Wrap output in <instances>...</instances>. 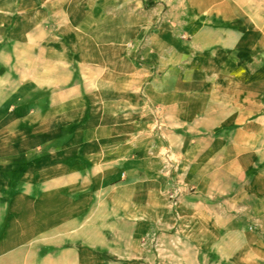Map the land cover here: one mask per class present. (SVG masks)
Returning <instances> with one entry per match:
<instances>
[{
    "label": "crops",
    "instance_id": "crops-1",
    "mask_svg": "<svg viewBox=\"0 0 264 264\" xmlns=\"http://www.w3.org/2000/svg\"><path fill=\"white\" fill-rule=\"evenodd\" d=\"M135 1L109 15L108 0H0V264H264V62L229 58L264 50V23L251 24L264 0ZM142 1L178 5L198 49L227 54L194 107L172 108L188 96L157 92L155 66L126 56L146 33ZM156 99L165 126L179 111L210 136L158 138ZM175 175L194 191L172 204Z\"/></svg>",
    "mask_w": 264,
    "mask_h": 264
},
{
    "label": "rangeland",
    "instance_id": "rangeland-1",
    "mask_svg": "<svg viewBox=\"0 0 264 264\" xmlns=\"http://www.w3.org/2000/svg\"><path fill=\"white\" fill-rule=\"evenodd\" d=\"M135 0H108L107 11L108 14L121 13V11H126L127 9H133L135 11ZM139 11V18L141 21V26H146V33L139 36V38L133 37L129 42L127 48L128 50L125 52L126 56L131 60V62L138 68L148 69L150 66H155L154 75L157 80L156 82V91L162 92L164 89L168 88V90L172 91L173 94L177 96L182 94L187 97V101L176 100L174 98L171 102V107H194L196 105V96L197 94H201L203 90L210 91L213 84L209 82H205V78H211L213 73L212 63L215 60L220 58H225L224 52L219 51H202L198 49L197 44L194 42L195 36L191 33V25L193 24L190 20H184L182 15L180 14L182 10L177 5L176 8H171L163 1H160V4L156 6V10L151 8V5H148L146 1H142ZM124 3V4H123ZM179 9V10H178ZM253 14L255 17L251 20V24L254 23L257 26H252L254 30H258V26L261 23H264V2L253 4ZM137 13V12H136ZM261 17V18H260ZM149 21V25L147 27V22ZM165 21V25L169 28L170 33L164 35H156L155 36V45L157 47V51H153L150 48L152 45L151 32L157 31L163 22ZM195 24V23H194ZM159 44V45H158ZM161 44H168L167 49H164ZM152 47V46H151ZM225 54V55H224ZM229 58L232 60H236L237 63H241L243 61L252 63L253 72L261 63L264 62V50L259 51H232L229 53ZM172 58L173 65L170 66L166 72V85H164L163 79V69L158 67L163 64V61H169L170 57ZM181 59V60H180ZM242 69V70H240ZM244 68H236V75L242 73ZM240 71V72H239ZM217 74V73H215ZM219 86L220 84H215ZM166 86V87H165ZM146 86H141L140 92L141 95L144 92V88ZM146 95L145 93H143ZM143 101L148 103L149 100L146 96L143 95ZM155 125L154 130L157 132V137L162 140H167L166 136L170 137L171 144H176L181 140L190 138V137H209L210 134L204 132L197 131H187L181 127L180 120V112L176 111L172 115L173 120L171 121V128L165 126V117L163 115V107L161 106V102L159 99L155 100ZM150 108L153 106L150 105ZM169 121L166 120V123ZM238 126V125H237ZM242 126V125H241ZM166 128V132H163V129ZM203 134V135H202ZM166 135V136H165ZM215 135H219L220 137L225 138H235L239 140H243L245 138L248 139H256L260 136V131H252V132H244V131H231V132H216ZM260 145V142H259ZM169 174L175 173L177 170V160L167 159ZM179 170V169H178ZM178 174V172H177ZM167 198L168 200L174 204L176 203L179 195L183 192H192L194 188L190 185L184 183V181L179 176H173L170 179L169 187L167 189ZM124 235L127 236L129 233V227H125ZM108 261H115L111 258L107 259ZM142 262V261H140ZM156 264H163V258H157L155 260Z\"/></svg>",
    "mask_w": 264,
    "mask_h": 264
}]
</instances>
